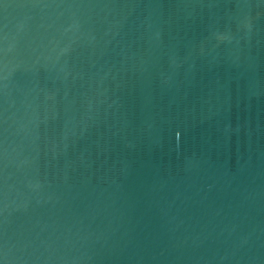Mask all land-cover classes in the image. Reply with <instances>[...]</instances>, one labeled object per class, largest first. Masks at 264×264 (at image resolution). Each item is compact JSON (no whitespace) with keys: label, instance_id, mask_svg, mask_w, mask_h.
I'll return each mask as SVG.
<instances>
[{"label":"water","instance_id":"1","mask_svg":"<svg viewBox=\"0 0 264 264\" xmlns=\"http://www.w3.org/2000/svg\"><path fill=\"white\" fill-rule=\"evenodd\" d=\"M0 264H264V0H0Z\"/></svg>","mask_w":264,"mask_h":264}]
</instances>
